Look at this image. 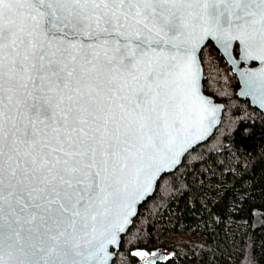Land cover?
<instances>
[{
  "label": "snow or ice",
  "instance_id": "obj_1",
  "mask_svg": "<svg viewBox=\"0 0 264 264\" xmlns=\"http://www.w3.org/2000/svg\"><path fill=\"white\" fill-rule=\"evenodd\" d=\"M209 41L264 106V0H0V264H170L140 209L225 134Z\"/></svg>",
  "mask_w": 264,
  "mask_h": 264
},
{
  "label": "trees",
  "instance_id": "obj_2",
  "mask_svg": "<svg viewBox=\"0 0 264 264\" xmlns=\"http://www.w3.org/2000/svg\"><path fill=\"white\" fill-rule=\"evenodd\" d=\"M200 55L204 90L225 103V134L218 141L215 130L186 154L178 190L168 188L140 209L148 239L138 247L168 249L170 264H241L245 254L264 264V113L238 95L239 80L212 41ZM132 250L121 245L111 264H133Z\"/></svg>",
  "mask_w": 264,
  "mask_h": 264
},
{
  "label": "water",
  "instance_id": "obj_3",
  "mask_svg": "<svg viewBox=\"0 0 264 264\" xmlns=\"http://www.w3.org/2000/svg\"><path fill=\"white\" fill-rule=\"evenodd\" d=\"M212 42L216 45V47H217V48L219 49V51L222 53V55L224 56V58L226 59V61H227V62L229 63V65L232 67L233 71L235 72V74H236V76H237V78H238V80H239V87H238V90H237L238 95H239L241 98L249 99L251 105H253V106L259 108V109L264 113V106H261L259 99L256 98V97L253 96V95L245 94V85H244V82H243V80H242V78H241V76H240V72H239V69H238L237 65L233 63V59L230 58V57L228 56V54L225 53L224 50H223L222 48L218 47V45L216 44V42H214V41H212ZM207 43H208V42H207ZM201 50H202V49H201ZM200 53H201V52H200ZM200 53H199V56H200V59H201V55H200ZM201 66H202L203 76H204V68H203L202 60H201ZM242 67H243L244 69H248V68H250V67L258 68V67H259V64H258V62L244 63V64L242 65ZM201 85H202V91H203V94H204V95H206V96H210V97L212 98V100H213L214 103H217V104H220V105H224V106H225V103H224L223 101L216 100V99L214 98L213 95L208 94V93L204 90V79L201 80ZM224 109H225V108H224ZM223 113H224V110H223L222 113H221V119H222ZM214 132H215V130H214ZM209 138H210V137H209ZM209 138H208V139H209ZM208 139H207V140H208ZM207 140H206V141H207ZM203 142H205V141H203ZM203 142H201V143H203ZM182 160H184V158H182ZM119 248H120V247H119ZM119 248H118V249H119ZM118 249H116V248H110V251H113V252L116 253V250H118ZM115 256H116V255H115ZM115 256L113 257V259L115 258ZM113 259L109 262V264L112 263Z\"/></svg>",
  "mask_w": 264,
  "mask_h": 264
},
{
  "label": "flooded vegetation",
  "instance_id": "obj_4",
  "mask_svg": "<svg viewBox=\"0 0 264 264\" xmlns=\"http://www.w3.org/2000/svg\"><path fill=\"white\" fill-rule=\"evenodd\" d=\"M149 253H151V252H154V251H163V252H166V253H168L170 256H171V252L168 250V249H166V248H159V249H150V250H147ZM166 261V260H165ZM133 264H136V263H139V264H141V262L139 261V260H136V261H134V262H132Z\"/></svg>",
  "mask_w": 264,
  "mask_h": 264
}]
</instances>
